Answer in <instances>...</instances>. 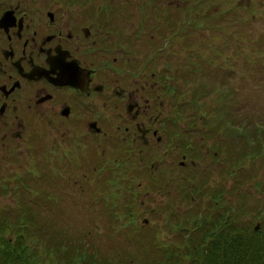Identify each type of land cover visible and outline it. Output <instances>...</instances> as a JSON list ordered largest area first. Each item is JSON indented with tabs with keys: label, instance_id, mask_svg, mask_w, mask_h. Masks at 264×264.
<instances>
[{
	"label": "rangeland",
	"instance_id": "374dc122",
	"mask_svg": "<svg viewBox=\"0 0 264 264\" xmlns=\"http://www.w3.org/2000/svg\"><path fill=\"white\" fill-rule=\"evenodd\" d=\"M120 1L131 4L126 13L135 29L141 25V15L151 17L157 13L155 17L160 18L164 49L161 97L166 104L164 117L170 119L161 134L163 144L172 136L175 145L181 146L185 135L179 139L175 134L180 124L187 123L191 136H201L196 147L203 143L210 149L195 148L200 154L197 165L190 166L192 157H188L186 168L180 165L178 147L166 154L168 147H161V157L149 147L126 174L122 166L116 174L114 159L126 155L123 147H81L79 153L84 157L76 152L66 157L59 147L52 171L44 153L49 147H31L30 153L24 150L18 155L17 162L9 167L5 164L10 170L4 174L6 178L0 179V212L11 215L12 224L18 223L20 213L29 219L33 216L37 227L32 231L40 225L51 234H66L71 243L80 234L85 235L82 238L88 244L106 255L116 247L118 251H133L142 242L137 237V226L120 232L110 227L106 205L98 201L102 195L107 205L115 201L125 208L130 205L132 213H137L134 224L159 230L164 241L175 238L174 232L169 233L173 224L184 223L185 215L190 220L196 213L212 208L214 198L219 197L217 202L225 215V209H237L239 214L233 215H238L240 221L244 215L238 209L240 203L246 206L244 220L255 209H263L264 214V147L254 149L259 141L251 140L247 132H252L255 125L264 130V16H243L248 14V0H197L196 8L191 7L195 0H157L155 5L151 0ZM184 5L191 8L189 18L181 14ZM209 18L213 28H207L205 20ZM148 31L152 38L153 31ZM143 55L153 57L154 50ZM174 105L183 117L180 122L175 120ZM233 128L239 134L234 135ZM101 149L106 152L101 153ZM65 159L68 166L61 165ZM258 185L263 190L255 189Z\"/></svg>",
	"mask_w": 264,
	"mask_h": 264
},
{
	"label": "flooded vegetation",
	"instance_id": "af4514ba",
	"mask_svg": "<svg viewBox=\"0 0 264 264\" xmlns=\"http://www.w3.org/2000/svg\"><path fill=\"white\" fill-rule=\"evenodd\" d=\"M130 5L120 0H0V179L31 147H49L44 153L50 171L59 147L66 157L81 147H123L126 155L114 159L116 174L121 166L126 174L149 147L159 157L161 147H168L165 154L178 147L180 165L187 168L192 157L190 166L196 167L195 142L201 136H191L187 123L175 134L179 139L185 135L182 147L172 136L162 142L170 119L164 117L161 97L160 18L141 15L135 29L127 15ZM191 5L196 8L197 0ZM251 5L263 7L264 0H248ZM205 21L213 28L210 18ZM149 49L153 57L143 55ZM175 120L183 117L177 112ZM204 147L211 146L202 143L197 149ZM61 165L68 166L67 160Z\"/></svg>",
	"mask_w": 264,
	"mask_h": 264
},
{
	"label": "trees",
	"instance_id": "16d2710c",
	"mask_svg": "<svg viewBox=\"0 0 264 264\" xmlns=\"http://www.w3.org/2000/svg\"><path fill=\"white\" fill-rule=\"evenodd\" d=\"M186 11L187 14H181L189 18V10ZM258 13L264 16V6L254 8V5H251L248 7V14L243 16L254 17ZM198 14L200 15L199 12ZM153 15L156 16L157 13ZM233 130L234 135L239 134L237 129ZM253 131L248 129L247 132L251 135V140L259 141V147H254L258 150L264 147V130L255 125ZM255 189L263 190V187L258 185ZM249 197L244 196V199ZM218 198H214L212 208L196 213L193 219L191 217L192 220L185 218V215L184 223L173 224L169 233L174 232L175 238L164 241L159 230H150L146 225L134 224L137 213H132L133 208L129 207L130 205L125 208L118 201L107 205L102 195L98 201L106 205L105 209L112 225L110 227L120 232L122 228L131 229V226H137V237L142 242L140 248L137 247L133 251H118L117 247L112 248L109 255L100 254L99 249L82 238L85 235L80 234L78 239L71 243L66 234H51L40 225L32 231V228L37 227L33 216L29 219L24 213H20L19 218H16L18 223L12 224L11 215L0 212V264H264L263 209L248 213L247 219L244 220L247 216L244 212L246 206L240 203L238 209L244 214L240 221L238 215H233L239 214L237 209H225L227 215L224 210H220ZM55 231L59 232V229ZM41 238L44 239L43 242Z\"/></svg>",
	"mask_w": 264,
	"mask_h": 264
}]
</instances>
